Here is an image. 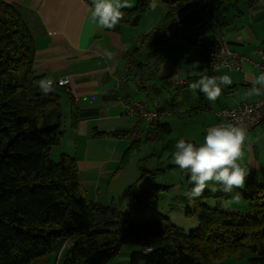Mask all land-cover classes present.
<instances>
[{"label":"trees","instance_id":"16d2710c","mask_svg":"<svg viewBox=\"0 0 264 264\" xmlns=\"http://www.w3.org/2000/svg\"><path fill=\"white\" fill-rule=\"evenodd\" d=\"M153 1L137 0L133 8H122L120 22L138 25ZM162 1L168 6L162 22L140 38L131 69L148 72L153 79L182 41L193 43L194 35L207 31L212 37L224 34L232 22L229 13H242L239 0ZM172 23L176 29L168 35ZM35 72L32 31L13 2L0 0V264H33L61 251L67 242L72 244L65 250L64 264H109L127 243L138 247L129 264H228V259L247 253L246 264H264V180L258 174L249 173L243 190H235L234 196L239 192L247 204L243 209L221 207L220 201L211 206L206 202L213 196L210 190L194 198V209L188 212L199 225L190 231L158 212L135 224L130 213L86 194L77 156L64 153L59 161L52 159L51 150L65 133L62 94L69 99L73 128L79 127L81 114L75 96L63 86L54 85L52 93L43 95ZM151 132L146 138L160 141L171 126L158 119ZM127 161L126 156L121 164ZM167 187L148 186L140 195L131 193L130 199L146 207ZM219 196L231 197L226 192ZM147 247L153 250L146 252Z\"/></svg>","mask_w":264,"mask_h":264},{"label":"crops","instance_id":"0c3cea01","mask_svg":"<svg viewBox=\"0 0 264 264\" xmlns=\"http://www.w3.org/2000/svg\"><path fill=\"white\" fill-rule=\"evenodd\" d=\"M6 1L13 2L20 9L34 36L37 81L46 78L57 79L62 76L70 78L69 85L64 89L74 95L78 102L81 114L79 127L84 130L82 133L84 136V160L79 159L81 170L82 166L84 168L99 166V172L103 174L109 167L111 170L115 167L118 168L122 160L121 156L129 148L128 139L133 140L132 144L139 142L137 146L143 140L149 141L146 137L153 134V132L150 133V130L153 129L158 119L161 122L169 123L162 121L161 117L165 114L182 112L181 109H177L178 107L184 108L190 114L196 113L193 116L196 119L191 120L194 121L193 123L200 124L199 119L206 116L204 125L207 131L210 126L221 122L226 123L218 115L221 109L232 107L238 102L246 100L257 101L262 97V95L249 97L247 90L252 87L249 81L261 74L254 62H258L261 54L264 53V1L249 0L247 8L246 5H243L245 8L240 6L242 11L240 15L231 16L229 13L232 22L224 29V34L232 43L233 48L242 55H247L253 61L246 62L243 71L231 69L211 71L207 68L206 50L213 38L211 31H207L201 35H194L192 41L195 42L193 43L182 41L178 50H173L168 54L154 79L148 72H132L135 67L131 70L128 78L122 82L120 78L128 63L135 58L133 54L139 46L140 38L162 22V17L168 8L162 0H154L151 3L149 11L137 26L119 22L111 30L99 29L89 22L88 10L92 5V0ZM127 2L131 5V7H126L128 9L137 4V0H127ZM240 16H246L248 20L242 21V23L235 22V19ZM142 24L145 26L143 31L139 30ZM175 29L176 23H172L166 31L168 35H172ZM106 51L112 53V59L106 58ZM195 61H199V68L192 67V63ZM196 72L210 77L228 75L233 83L226 87L221 86V96L216 101L209 102L199 90L194 95L187 91L189 84L200 78L194 74ZM179 79L183 82L178 83ZM165 82H167L168 88L166 89L168 90L174 84L175 88L186 87L179 93L187 91V96L181 98V101L164 98L161 93L165 90L162 89ZM175 93L177 94V92ZM63 97L68 99L66 93L62 94V100ZM133 99L148 102L150 108H152L151 104H158L152 109L160 110L161 116L150 124L143 118L127 115L124 112L123 101ZM170 126L172 132V125L170 124ZM238 126L245 129L247 135L243 146L244 157L238 162L242 167L249 169V173H256L264 180V122L255 127ZM94 128L97 131L121 130L128 132L129 135H99ZM203 135L205 136L206 132ZM166 139L159 141L162 142L161 153L165 147H171L170 143H163L166 142ZM179 139L194 143V140L184 135ZM203 139L202 136L201 142L194 144L199 146L203 143ZM175 151L171 150L170 158ZM151 155L153 156L155 153L148 154L147 157ZM171 167L170 172L172 171L174 174L180 172L174 162ZM181 175L185 176L183 172ZM187 183L189 188L192 185L189 183V179ZM148 186H168L160 190L162 193L165 190H170L171 187L161 181ZM209 186L211 188L212 185ZM217 190H220V185ZM233 192L226 194L231 196ZM115 206L118 207V205ZM119 209L126 212L127 207L122 205ZM155 212L156 210H153V213ZM71 244L72 242L65 244L64 252H52L36 260L33 264H64L65 250ZM137 248H132V252ZM130 251L122 252V255L113 259L109 264H129Z\"/></svg>","mask_w":264,"mask_h":264},{"label":"rangeland","instance_id":"374dc122","mask_svg":"<svg viewBox=\"0 0 264 264\" xmlns=\"http://www.w3.org/2000/svg\"><path fill=\"white\" fill-rule=\"evenodd\" d=\"M248 4L249 0H240V6H242V8H245L243 5H246L247 8ZM232 15H234L233 12H231V16ZM247 20L248 18L246 16H240L235 19V22L242 23V21ZM144 29L145 26L143 24L140 25L139 30L143 31ZM174 85L168 90L166 89L168 88L167 82H165V87L162 85V89L165 90L161 93V96L164 98H171V100L177 99L181 101V98L186 97V92L190 90L188 88L186 92L181 91V93H179L181 89L186 87L182 86L181 88H175ZM175 92H177V94ZM190 92L192 95L195 94V92ZM68 102L69 100L63 97L62 113L64 121L62 129L65 130V133L61 143L55 145L51 150V157L54 161H59L64 153L77 156L80 160H84V136L82 135L84 130L82 127L75 129L71 126L70 104ZM155 105L158 106V104H151V107L153 108ZM177 109H181L182 112L165 114L161 117L162 121H167L172 125L173 131L166 137V142H163L165 144L167 142L170 143V148L165 147V150L161 153L162 142H150L143 140L140 142L139 146H137V143L133 146V140L128 139L129 148L126 150L127 153L125 156H121V161H123V159L127 156V163H124L123 165L120 163L118 168L115 167L112 170L110 169L111 167H109L103 174L99 172V166L88 168H84L82 166V182L86 190V194L103 204L112 206L118 205L117 208L122 207V205H126V212L131 213V221L135 224L143 223L145 219L152 217L153 210H156V212L168 216L172 223L185 228L186 231H190L198 227V219L196 216L191 215L188 212L189 209H194V199L190 201L184 195V193L189 189L187 183L188 179L186 176L181 175V170L179 173L175 174L172 171L170 172L172 169L171 165L173 163L172 157L170 158V156L171 150H176V141L181 138L182 135L194 140L195 144L201 142L202 136L204 138L203 133L206 132L204 124L206 123L207 117L205 116L203 119H199L200 124L193 123L194 121L191 120L196 119L193 117L196 113L190 114V112L186 111L182 107H178ZM89 129H91V126H89ZM154 153L155 155L147 157L148 154ZM144 174L147 175L144 177ZM160 181L171 185L169 188L170 190H165L163 193L161 192L157 197L158 199H155L151 205L138 208L135 205V202L130 199L132 189V194L140 195L145 187L160 183ZM215 187L218 189V185H215ZM209 188L210 186L206 187L205 190H208ZM220 193V190L213 192V196L206 199V202L213 207L216 206L217 201L229 202L230 207H237L241 209L245 208L247 205L241 200H239V202H232V197L234 196L235 191L227 200L220 197ZM136 246L137 245L131 243L125 244L122 247L120 255H122V252L124 253L128 250L130 251ZM131 252L132 250L130 253ZM130 253L129 258L131 255ZM249 256L250 254L247 253L243 258H230L227 262L228 264H246Z\"/></svg>","mask_w":264,"mask_h":264},{"label":"clouds","instance_id":"9594fccd","mask_svg":"<svg viewBox=\"0 0 264 264\" xmlns=\"http://www.w3.org/2000/svg\"><path fill=\"white\" fill-rule=\"evenodd\" d=\"M131 7L127 0H92L89 8L88 20L99 29H114L123 19L122 8ZM107 59H112L111 52H105ZM193 68H199V61L192 63ZM200 78L190 83L188 88L192 92L203 93L209 102L216 101L222 94L221 86L233 83L228 75L210 77L199 72L194 73ZM252 87L247 90V95H264V72L251 81ZM55 81L51 78L39 81V88L47 96L54 91ZM247 140L245 129L233 123H219L208 127L203 143L199 146L193 142L179 139L175 144L176 151L172 161L181 172L189 175V183L193 187L184 193L191 201L202 196L204 190L212 185L210 191H217L215 185H220V190L232 193L234 189L245 186L249 169L242 167L238 161L243 160V146ZM240 193L232 197V202H239ZM221 207H230L229 202H223Z\"/></svg>","mask_w":264,"mask_h":264},{"label":"built area","instance_id":"2783aa9c","mask_svg":"<svg viewBox=\"0 0 264 264\" xmlns=\"http://www.w3.org/2000/svg\"><path fill=\"white\" fill-rule=\"evenodd\" d=\"M246 62H253L247 55H242L232 46V43L227 39L224 34L215 35L208 47V54L206 57L207 68L211 71L221 69H231L236 71H243ZM261 72H264V53L261 54L260 60L254 62ZM134 63L130 61L125 68L121 82L128 78ZM55 81L54 85L67 87L70 83V78L62 76ZM181 79L178 83H182ZM124 112L133 117H140L148 121L150 124L155 122L160 116L161 111L149 107L148 102L140 100H124ZM218 115L226 122L236 125H244L247 127H255L264 122V95L257 101H242L238 102L232 107H226L218 112ZM187 141V140H186ZM185 176L188 174L183 173ZM65 245L62 247L63 251ZM152 247H147L146 252L152 251Z\"/></svg>","mask_w":264,"mask_h":264},{"label":"bare ground","instance_id":"6f19581e","mask_svg":"<svg viewBox=\"0 0 264 264\" xmlns=\"http://www.w3.org/2000/svg\"><path fill=\"white\" fill-rule=\"evenodd\" d=\"M131 61H133V59H131Z\"/></svg>","mask_w":264,"mask_h":264}]
</instances>
